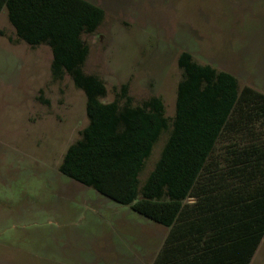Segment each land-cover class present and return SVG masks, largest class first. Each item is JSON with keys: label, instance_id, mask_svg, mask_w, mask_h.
Here are the masks:
<instances>
[{"label": "rangeland", "instance_id": "374dc122", "mask_svg": "<svg viewBox=\"0 0 264 264\" xmlns=\"http://www.w3.org/2000/svg\"><path fill=\"white\" fill-rule=\"evenodd\" d=\"M91 1L105 16L85 35L83 71L105 83L102 100L127 82L135 100L150 89L173 114L181 51L264 92V0ZM9 27L5 34L15 33ZM7 40L0 37V264H155L161 224L58 169L87 123L84 92L66 73L51 77L47 47ZM167 137L154 143L140 180ZM252 264H264V240Z\"/></svg>", "mask_w": 264, "mask_h": 264}, {"label": "trees", "instance_id": "16d2710c", "mask_svg": "<svg viewBox=\"0 0 264 264\" xmlns=\"http://www.w3.org/2000/svg\"><path fill=\"white\" fill-rule=\"evenodd\" d=\"M3 7L20 39L50 47L52 78L66 73L85 94L88 123L59 171L170 227L155 264H248L264 235V92L240 87L234 74L181 51L172 117L164 116L158 96L132 106L127 82L103 103L107 87L83 71L88 45L81 38L102 22L101 7L87 0H0ZM164 131L168 137L140 185ZM226 247L234 254L226 257Z\"/></svg>", "mask_w": 264, "mask_h": 264}, {"label": "crops", "instance_id": "0c3cea01", "mask_svg": "<svg viewBox=\"0 0 264 264\" xmlns=\"http://www.w3.org/2000/svg\"><path fill=\"white\" fill-rule=\"evenodd\" d=\"M87 1H89V2H91V3H93V4H95V5H97V6H99L98 4H96L95 2H92L91 0H87ZM100 7V6H99ZM3 12H5V15H4V18H1V14L3 13ZM0 22H2V23H0V37H2V38H5L6 40H7V42L9 43V44H11V45H13V46H15V45H19L20 43H22V42H20V41H23V42H25L24 40H22V39H20L17 35H16V33H12V32H9V34L7 35V34H5V30L7 29V30H9V26H11V28H13V26H12V24L9 22V20H8V16H7V9H6V7H3L2 9H1V11H0ZM7 22V23H6ZM8 24H9V26H8ZM14 29V28H13ZM9 31H11V30H9ZM11 34H13V35H11ZM85 35H87V34H82V36H81V38H82V40H83V44H87L88 45V53H87V55H86V57H85V59H84V63H83V66H82V68L84 67V64H85V62H86V60H87V57H88V55H89V49H90V43H89V40L86 38V36ZM11 36H13V37H11ZM26 43V42H25ZM24 43V44H25ZM39 45H44L45 47H47L48 49H46V52H47V54H48V57H47V60H49L50 59V61H52V51H51V49H50V47L47 45V44H44V43H40V44H37V46H39ZM51 64V63H50ZM50 64H49V67H50ZM49 70H50V75H51V77H52V74H51V69L49 68ZM68 75V74H67ZM68 77H69V75H68ZM114 86H112L111 87V93H112V98L110 99V100H108V101H104V100H102V98H104V97H106L107 95H108V89H107V94L104 96V97H100L99 98V100L101 101V102H103V103H107V102H110V101H112L113 100V98H114V96H113V89H115V90H118V86H115L114 88H113ZM128 94H129V96L131 97V99H132V106H142L143 105V103H145V101H147L151 96H157V94H155L154 92H152V90H150L149 89V91H148V94L146 95V96H143L142 98H140V99H134V96L132 95V92L130 91V88L128 87ZM159 97V96H158ZM86 102V101H85ZM121 104V103H120ZM164 104V103H163ZM85 113H86V111H85ZM174 115V113L173 114H166V112H165V105H164V116H166V117H172ZM87 123H88V118H87ZM86 123V124H87ZM85 124V125H86ZM84 127V126H83ZM152 151H153V148H152ZM152 151H151V153H152ZM151 153H150V155H151ZM150 155L146 158V160L150 157ZM146 160H145V162H146ZM145 162H144V165H145ZM143 169V168H142ZM146 178V177H145ZM138 179H139V176H138ZM145 180V179H144ZM143 179L142 180H140L139 179V184L141 185L142 183H143V181H144ZM187 201H192V199H188ZM163 226V225H162ZM164 227V229H163V240H165V238H166V236H167V234L169 233V231H170V227H167V226H163ZM263 240H264V235H263V237L261 238V240H260V243L258 244V246H257V248H256V250H255V252H254V254H253V256H252V258L250 259V261H249V263L248 264H252V261H253V258H254V256L257 254V252L259 251V248H260V246H261V243L263 242ZM163 243H164V241H163ZM229 248H230V251H229ZM229 252H230V254L231 255H233L234 254V249H233V247H226V249H225V255H226V257H228V255H229Z\"/></svg>", "mask_w": 264, "mask_h": 264}]
</instances>
